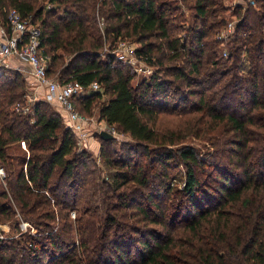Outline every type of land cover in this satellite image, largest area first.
I'll list each match as a JSON object with an SVG mask.
<instances>
[{"label": "trees", "instance_id": "trees-1", "mask_svg": "<svg viewBox=\"0 0 264 264\" xmlns=\"http://www.w3.org/2000/svg\"><path fill=\"white\" fill-rule=\"evenodd\" d=\"M11 8L40 28L48 76L85 89L75 109L97 108L130 141L116 152L98 138L103 176L53 104L15 110L28 81L1 67L0 223L12 234L0 264H264V0H0L1 23ZM119 39L149 77L135 84L104 52ZM17 211L36 233L18 231Z\"/></svg>", "mask_w": 264, "mask_h": 264}, {"label": "built area", "instance_id": "built-area-1", "mask_svg": "<svg viewBox=\"0 0 264 264\" xmlns=\"http://www.w3.org/2000/svg\"><path fill=\"white\" fill-rule=\"evenodd\" d=\"M249 1L253 2V0ZM236 22L237 20L235 19L229 21L227 26L218 33L217 38L221 41H226L233 33ZM103 25V22H100L101 28H103ZM39 48L40 28L32 24L30 18H24L17 9H9L6 25L0 22V66H8L7 60H10L12 57H16L27 63L38 85L46 88V95L43 100L54 106L58 105L62 109L69 122L68 128L76 136L79 144L86 147L85 134L87 133L86 125L89 123V118L78 112L73 103L74 99L85 93V89L77 82L61 83L59 79L49 77L47 74L48 58ZM135 50L136 45L122 39L116 41L114 45L106 43L104 46V52L112 53L121 63L133 66L136 73H151L150 67L140 64L141 60L135 55ZM222 54L225 57L228 55L225 48H223ZM90 89L97 91L99 89L98 83H92ZM15 108L18 112L32 113V107L29 104L27 105V103L25 105L17 103ZM103 130L109 132L114 137L118 136L114 129L104 128ZM5 176L4 169L0 168V177L4 178ZM71 215L75 218L74 211L71 212ZM19 227L22 233L27 231L32 232L30 228L27 229V225L24 222H21ZM2 232L5 233L6 230L0 225V239L5 238Z\"/></svg>", "mask_w": 264, "mask_h": 264}, {"label": "rangeland", "instance_id": "rangeland-1", "mask_svg": "<svg viewBox=\"0 0 264 264\" xmlns=\"http://www.w3.org/2000/svg\"><path fill=\"white\" fill-rule=\"evenodd\" d=\"M225 1L227 2L228 5H232L233 6V5H236L237 3H241L243 0H225ZM228 19L229 20H228L227 24L229 23V21L233 20L234 18H232L231 16H228ZM102 31H103V28H101V31L100 32L102 33ZM226 42H229V41L226 40ZM106 43H109V41L108 42H105V44ZM131 43L133 45H136L133 42H131ZM136 47H137V45H136ZM14 58L15 57H12L10 60H7L8 61L7 63H8L9 66L2 65V66H0V68L1 67H6L8 69L10 68V69H13V70H18L19 72L22 73V75L24 77H26L27 81L30 79L31 82H30V84L28 83V86L26 88V95H25L26 103H27V105L29 104V106H30L31 104H34V102H36L38 100H42V99H27V97H30L31 96V95H29V92L31 91L30 90L31 89V86L33 87L32 81H34V83H35V89H36V83L37 82L32 77L29 78L30 76H29V74H27V72L25 71L24 66L22 64H21V66L19 65L20 67L19 66H15L13 64L12 60ZM140 64L142 66H146V64L144 62H142V61H140ZM150 68H151V73L137 72L138 79H136L134 83L136 84L140 79H144L146 77H149L153 73V71H154V68H152V67H150ZM56 75H57L56 77L59 78L60 75H58V74H56ZM14 107H16V105H14ZM15 110H16V108H15ZM97 111H98L97 108H94L93 114H91L90 116L84 115L85 117L89 118V123L86 125V132L87 133L85 134V139H86L85 140V144H88L87 145V148L84 145H80L79 144V142L77 141L78 139L76 138V136H75V138H76V143H77V151L86 150L90 154H92L97 159V163H98V166L97 167L99 168L100 172L103 174V176H106L108 174V169H106V167L104 166V162L101 161L100 160V157H99L100 156V150H101V142L98 139L99 138L100 131H102L104 128H106V129H114L116 131V133L118 134V136L117 137H114L113 136L114 137L113 139H116V140H115V143L112 144L111 147H110L113 151H116V152H120L122 144L123 143H128L130 141V138L128 136L120 133L115 127L109 126L106 122L102 121L99 118V116L97 114ZM160 119L163 121V123L161 124L162 127L171 126L173 124L172 118H169L167 116H163V117L161 116ZM89 141H90V143H88ZM192 141H193L192 139L189 140L190 143H195L194 141L193 142ZM195 141H196V144L200 143V145H199L200 147L201 146L203 147V145L205 144V150L208 149V150H210V152L213 151L212 148L209 146V144H207L206 142H201V141L199 142L197 140H195ZM20 145H21V147H19V150L18 151L15 150V152H18V153L20 152V154H21L23 151H27L26 146H24V144L22 142H21ZM91 145H94L95 148L90 147ZM205 150L202 151V154H204ZM110 155H111V157H114L115 156V154H113L112 151H110ZM0 168H2V167H0ZM175 171L173 173H175ZM175 175H176L175 176L176 179L172 180L171 183H170V185L173 188H175V189L176 188L179 189V188H181L183 186V182H184V172H183V169L180 168L179 171L177 170L176 173H175ZM141 194H142V191L141 190H134L133 191V195H134V197L135 196L137 197L136 198L137 201L138 200L140 201L138 195H141ZM70 216H71V219H74L72 215H70ZM75 216H76V214H75ZM14 218L15 219H18V221L20 223L21 222L26 223L27 229L30 228L31 231H32V233H36L35 227H33L26 220H23L22 215L18 211H17V214L15 215ZM0 225L3 227L4 230H6V232H5L6 235L10 236L12 234V226H10L11 224L9 222L0 223ZM72 225H73V229L75 231L76 225H75V222L74 221H72ZM18 231L19 232L21 231L20 230V227H19V230ZM16 235L17 234L15 233L14 236H16Z\"/></svg>", "mask_w": 264, "mask_h": 264}, {"label": "crops", "instance_id": "crops-1", "mask_svg": "<svg viewBox=\"0 0 264 264\" xmlns=\"http://www.w3.org/2000/svg\"><path fill=\"white\" fill-rule=\"evenodd\" d=\"M12 62H13V64L15 65V66H21V64L24 66V69H25V71L27 72V74H29V78H33L34 79V77L32 76V73H31V71H30V69H29V66H28V64L27 63H25V62H23L22 60H20V59H18V58H14L13 60H12ZM9 66V65H8ZM19 66V67H20ZM28 78V79H29ZM35 80V79H34ZM30 79L28 80V83L30 84ZM37 82V81H36ZM32 83H33V87L31 86V93L29 92V95H31L30 97H27V99H44L45 98V95H46V88L44 87V86H40V85H38V83H36V89H35V83H34V81H32ZM30 86V85H29ZM56 108H57V110L59 111V112H61L62 114H63V116H64V119H65V123L68 125L69 124V122H68V120H67V116H66V114L62 111V109L58 106V105H56L55 106ZM23 144H24V146H25V143L24 142H22ZM88 143H90V141L88 142ZM86 145V147H87V145L88 144H85ZM90 147H93V148H95V146L94 145H91Z\"/></svg>", "mask_w": 264, "mask_h": 264}, {"label": "water", "instance_id": "water-1", "mask_svg": "<svg viewBox=\"0 0 264 264\" xmlns=\"http://www.w3.org/2000/svg\"><path fill=\"white\" fill-rule=\"evenodd\" d=\"M99 137L104 139V140H108V139H113L114 138L112 134H110L109 132H107L105 130L100 131Z\"/></svg>", "mask_w": 264, "mask_h": 264}]
</instances>
